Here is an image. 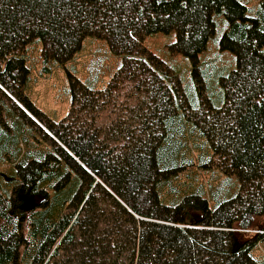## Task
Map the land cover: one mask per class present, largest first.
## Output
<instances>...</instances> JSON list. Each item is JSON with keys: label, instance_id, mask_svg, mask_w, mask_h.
<instances>
[{"label": "trees", "instance_id": "1", "mask_svg": "<svg viewBox=\"0 0 264 264\" xmlns=\"http://www.w3.org/2000/svg\"><path fill=\"white\" fill-rule=\"evenodd\" d=\"M220 26L226 72L200 59ZM156 33L175 34L167 51L189 70L145 45ZM88 37L121 64L102 87L99 60L67 70L54 122L26 94L29 45L48 74ZM4 132L0 264H264V0H0Z\"/></svg>", "mask_w": 264, "mask_h": 264}, {"label": "rangeland", "instance_id": "2", "mask_svg": "<svg viewBox=\"0 0 264 264\" xmlns=\"http://www.w3.org/2000/svg\"><path fill=\"white\" fill-rule=\"evenodd\" d=\"M247 6L251 9L256 8L259 0H243ZM221 26L217 28V31L213 37L209 40L207 48L201 52L200 59L206 64L207 62L213 63L218 59L220 65V71H229L234 66V57L227 51L219 52L216 39L221 33ZM175 40V34H163L156 33L148 36L145 39V45L159 58L163 60H169L173 58L174 63L177 64L182 71L190 69V62L187 58L181 55H170L167 51L166 44ZM41 42L35 41L29 45V66L30 74L29 81L26 86V94L29 96L31 102L36 108L42 111L47 118L54 122H58L66 117L71 108V93L69 85V77L67 70L77 75L79 78H85L87 73L88 63L92 61H101L102 73H100V81L98 87L107 81L115 70L120 66L122 59L119 56L113 55L109 51L108 44L103 39H91L86 38L83 42L82 50L77 56V61L73 60L65 66L57 64L54 66L50 73H41ZM220 54V55H219ZM219 55V56H218ZM96 65V64H94ZM215 79V77L213 78ZM217 90V89H216ZM133 91L132 85H123L119 92V103L134 105V97H128ZM218 102L220 96L217 97ZM108 112L103 113L105 118ZM40 200L39 196L26 195L24 199V206L28 207ZM261 231V230H259ZM259 251L264 254V242L261 245Z\"/></svg>", "mask_w": 264, "mask_h": 264}, {"label": "crops", "instance_id": "3", "mask_svg": "<svg viewBox=\"0 0 264 264\" xmlns=\"http://www.w3.org/2000/svg\"><path fill=\"white\" fill-rule=\"evenodd\" d=\"M2 101H3L4 107H3V112L1 114L2 115L1 118L3 120H5V116L8 114V112H10V110H12L14 112V109H13L12 104L9 101L5 100L4 98ZM14 102L17 103L15 100H14ZM4 133H6V132H4ZM5 135H6V137L9 136L8 133L3 134V135L0 134L1 137H5ZM0 173H1L0 175H2V177H4V178L8 177L10 175V173H12V163H10V162L0 163Z\"/></svg>", "mask_w": 264, "mask_h": 264}]
</instances>
